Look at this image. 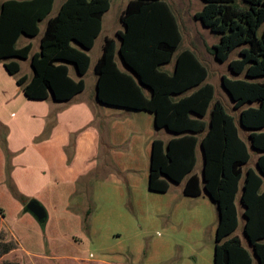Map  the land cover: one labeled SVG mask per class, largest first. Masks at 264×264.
Returning <instances> with one entry per match:
<instances>
[{"label": "trees", "instance_id": "16d2710c", "mask_svg": "<svg viewBox=\"0 0 264 264\" xmlns=\"http://www.w3.org/2000/svg\"><path fill=\"white\" fill-rule=\"evenodd\" d=\"M203 0L193 16L219 35L208 47L214 59L242 77L221 76L235 117L214 94L207 82L208 70L188 48L175 51L182 34L165 0H128L119 15L122 30L116 41L105 36L93 70L96 99L100 103L148 111L154 126L172 135L155 137L151 143L148 188L166 192L170 183L182 182L185 196L205 194L215 204L217 223L212 264H264V0ZM54 0H0V59L30 60L32 74L16 78L29 99L66 101L84 89L83 75L90 65L87 53L102 29L109 0H63L48 16ZM46 18L39 50L32 43L17 47L23 34L39 33ZM239 57L229 59L233 49ZM119 56L126 70L116 61ZM174 57V59H173ZM173 60L171 71L161 66ZM74 66L77 78L69 74ZM10 74L19 71L16 60L3 63ZM147 91V92H146ZM249 147L257 152L255 168L243 166L250 159ZM198 152L200 173L194 171ZM242 205V232L247 248L234 233L238 226L236 199ZM24 202V201H23ZM0 209V213H1ZM90 213L87 210L86 216Z\"/></svg>", "mask_w": 264, "mask_h": 264}, {"label": "rangeland", "instance_id": "374dc122", "mask_svg": "<svg viewBox=\"0 0 264 264\" xmlns=\"http://www.w3.org/2000/svg\"><path fill=\"white\" fill-rule=\"evenodd\" d=\"M62 1L54 0L48 16L57 12ZM127 1L109 0L101 32L87 50L90 65L83 75L84 90L69 100L56 101L51 96L42 100L27 98L16 84V78L31 76L29 58L0 59V264H34L40 253H91L93 257L123 258L132 264H212L217 212L215 204L206 196H185L181 182L170 183L164 193H151L149 199L133 201L123 181L121 201L109 182L111 178L127 176L146 180L149 150L146 151V139L140 145L136 143L139 135L132 136L134 120L151 138L166 139L171 135L164 128L151 126L146 119H134L129 113L113 114L111 106L100 103L94 96L93 65L104 37L117 41L115 33L123 29L119 15ZM165 1L182 34L174 56L184 48L196 54L208 70L206 81L213 84L215 98L235 117L241 136L248 142L247 132L238 123L239 109L232 107V100L221 84L222 75L237 78L242 74L232 73L227 61H217L209 52L208 47L218 42L219 35L193 16L201 9L203 0ZM234 2L238 6L246 5L243 0ZM45 24L46 18L39 21L37 35L22 34L16 46L31 42V52L38 51ZM263 29L264 22L257 35ZM237 57L235 48L229 59ZM7 60L19 63L17 73L7 72L3 65ZM116 60L123 68L118 55ZM172 67L173 60L161 66L168 71ZM69 74L78 77L72 64H69ZM119 123L123 128L126 126L124 135L116 131L121 127ZM118 152L122 158L120 155L116 158ZM249 152L250 159L243 170L248 166L255 168L257 152L251 147ZM116 160L127 161L128 170H121ZM201 164L202 156L198 152L195 172L200 173ZM30 199L45 208V221L39 222L24 209ZM236 205L238 226L234 233L248 248L242 232L243 207L238 196ZM88 209L90 213L86 216ZM113 231L120 233L119 242L110 239Z\"/></svg>", "mask_w": 264, "mask_h": 264}, {"label": "crops", "instance_id": "0c3cea01", "mask_svg": "<svg viewBox=\"0 0 264 264\" xmlns=\"http://www.w3.org/2000/svg\"><path fill=\"white\" fill-rule=\"evenodd\" d=\"M120 69L126 70V68L124 67V65H123V68L120 67ZM95 77H96V75H95ZM84 87H85V82H84ZM94 96H95V99H96V80H95V94H94ZM35 100H38V99H35ZM109 106H111V105H109ZM111 107H112V109L114 111L113 114L116 113V114L120 115L122 113H129L130 115H134L135 116L134 119H146L150 123L151 126L154 125V117H153V114L150 113V112H148V111L137 110V109H128V108L116 107V106H111ZM142 115H145V117L147 116V118L143 117ZM136 122H138V121L134 120L135 126L134 127L132 126V130H133L132 136L139 135L138 141H136V143H140V145L142 143L143 138L147 140V148H146V151L149 150V157H150L151 143H152V140L154 138H151V135H148V134L145 135V132L146 131H144L143 129L141 131L140 130V127L137 125ZM119 124L121 125V127L119 129H116V131L118 130L119 134L124 135V131L123 130L126 128V126H124V128H123L122 127V124L121 123H119ZM125 125H126V119H125ZM170 136H168L166 139H168ZM114 140L116 142V139H114ZM119 155H120V152H118V154H116V158H118ZM122 157L123 156L120 155L119 158H122ZM115 162H116L117 166L121 170H128L129 163H127V161H124V160H120V161L119 160H116ZM148 171H149V165H148ZM111 180L112 181H109V182H111L113 184L112 187H114L115 196H116V198H118L121 201L123 200V194L121 193V184H122L123 181L127 185V188L129 189V191L131 192V197H132V200L133 201H137V200H140V199H144V200L145 199H149L150 198V195H152L151 193H153V194L154 193H164V192H158V191H151L148 188V172H147L146 180H144V181H142L140 179L137 180L136 178H131V177H128V176L125 179L124 178L123 179L111 178ZM1 189L3 190V187ZM205 196L206 195L203 194V195H201L199 197H205ZM199 197H197V198H199ZM135 204H136V207L138 206V208H139L138 203L135 202ZM215 209H216V207H215ZM241 213H242V211H241ZM130 228L132 229V224H130ZM110 239L113 242H119L118 240L120 239V233H118L117 231H113L111 233V235H110ZM101 246L104 247L103 245H101ZM104 248L105 249H109V247H106V246ZM112 252H116V251H112ZM112 256H118V255H112ZM36 261H37L36 262L37 264H132V263H127V261H124L123 258L122 259H118L117 257H109L108 258L107 256H103V257H93L91 255V253H89V255H82V254H79V253H77V254L76 253H74V254H65V255L42 254V253H40V255H39V257H37V260ZM36 263H34V264H36Z\"/></svg>", "mask_w": 264, "mask_h": 264}, {"label": "water", "instance_id": "95a60500", "mask_svg": "<svg viewBox=\"0 0 264 264\" xmlns=\"http://www.w3.org/2000/svg\"><path fill=\"white\" fill-rule=\"evenodd\" d=\"M24 209L32 213L33 216L36 218V220H38L39 222L45 221L46 219L45 208L37 200L35 199L28 200L24 205Z\"/></svg>", "mask_w": 264, "mask_h": 264}]
</instances>
